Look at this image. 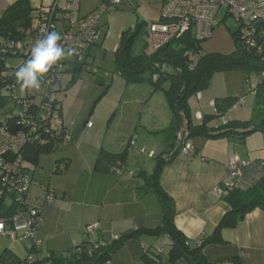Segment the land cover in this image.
Listing matches in <instances>:
<instances>
[{
  "label": "crops",
  "instance_id": "0c3cea01",
  "mask_svg": "<svg viewBox=\"0 0 264 264\" xmlns=\"http://www.w3.org/2000/svg\"><path fill=\"white\" fill-rule=\"evenodd\" d=\"M16 1L18 0H0V17L5 9ZM53 1L30 0L35 10ZM99 2L100 0H97V4L87 5L80 0L81 15L94 11ZM63 5L64 0H61L60 6ZM104 25L100 20L102 31L109 30L105 29ZM104 42L87 48V61L94 53L93 50L102 48ZM119 43L120 38L116 50ZM87 76L90 79L89 83L95 85L90 90L85 87L84 91H81V96H75L72 106L69 105L68 92L65 99L62 97L63 117L70 125L72 138L68 142H60L55 153L59 155L58 159H64L67 173L72 170L74 151V156L78 154L83 162L76 175L77 186L73 191V200L57 198L52 202H46L44 199L35 203V206L42 209L43 215V222L38 230L42 243L32 254L33 257L43 259L38 264H52L44 260L51 252L60 253L82 244L87 239L84 231L89 224L99 225L97 235L90 237L89 240L110 242L114 236H120L128 231L156 228L162 221L161 204L153 193L143 192L141 187L144 180L140 173L142 171L151 173L155 168L156 157L166 149L162 131L172 121V107L166 97L155 105L153 103L156 100L155 93L160 90L154 89L148 98L147 107L140 106L143 102H138L134 104L135 110L132 107L133 112L129 113L130 102L123 104L129 88L135 84L153 86L152 84L130 83L120 75L110 81L103 75ZM259 81L260 76H256L253 92ZM106 83L110 84L107 86ZM117 85L121 89L118 91L119 94L115 92L113 95ZM254 96L256 97L255 92ZM203 99L204 94L201 92V99L196 98V101L201 102ZM118 116L121 118L120 122L116 121ZM89 120L93 122L92 127L87 126ZM216 124L217 122H213L211 126ZM138 128L143 131L138 133ZM134 136L136 146L130 149V141ZM191 143L195 147V154L190 157L179 155L165 165L160 183L174 200L176 227L187 239L194 241L203 235L208 237L214 234L216 227L231 210L229 203L213 192V189L224 188L225 183L230 180L229 161L232 155L238 154L242 160L249 162L239 170L241 186L252 187L259 181H264V167L259 165V161L264 159V128L246 135L234 134L212 138L195 136ZM101 149L113 153L128 150L127 160L120 166L122 174L95 170ZM141 149H145V153L148 150L152 153L148 158L155 160V163L151 164V172L146 168L147 160L139 162L138 155L145 154H140ZM65 166L61 165V168ZM66 195L68 194L65 193ZM221 238L223 240L221 243L207 244L204 248V253L211 263L264 264V210L255 208L235 227L223 228ZM171 246L172 239L168 235H140L128 240L113 253L111 264H169ZM31 248V244L28 243L26 254ZM26 254L17 255L24 258ZM173 264L190 263L185 259H179Z\"/></svg>",
  "mask_w": 264,
  "mask_h": 264
},
{
  "label": "trees",
  "instance_id": "16d2710c",
  "mask_svg": "<svg viewBox=\"0 0 264 264\" xmlns=\"http://www.w3.org/2000/svg\"><path fill=\"white\" fill-rule=\"evenodd\" d=\"M34 12L35 9L31 6L30 0H18L7 7L0 17V39H22L30 36L32 34ZM257 25L258 32L255 34V37L259 43H263L264 21ZM98 26L99 30L103 32L100 27V22ZM141 27L142 25L139 24L134 29L125 30L121 33L120 43L115 52L114 63L117 75L122 76L127 82L150 83L154 86L155 91H164L165 97L173 109L172 121L170 125L162 131L166 140V149L156 157L155 168L151 173H147L146 171L140 173L144 180V185L141 187L143 192L153 193L161 204V224L156 228H141L128 231L121 234L118 239H112L110 242L86 239L82 244L67 251L60 253L51 252L44 260H48L52 264H106L108 261L109 264H111V256L113 253L119 250L128 240L144 234L152 236H170L172 239V246L169 251V264H173L179 259H185L190 264H213L207 259L204 253L205 246L211 243H221L223 241L221 238L222 229L226 227H235L251 210L255 208L264 210V181H259L252 187H243L239 182V177L237 180L233 178V186L222 196L231 206V210L216 227L214 234L208 237L203 235L191 241L176 227V208L174 200L167 194L160 183L161 174L165 165L171 163L180 155L178 132L185 121H187L189 130L187 140L190 142L195 136L212 138L234 134L246 135L264 128V51L259 52L255 47L248 48L240 40L239 31L236 29L231 32L235 49L228 54L207 53L203 51L202 44L205 41H196L190 33H186L181 38L170 42L154 55L147 56L144 51L136 55L133 49L141 32ZM105 31L106 30H104V32ZM101 41L106 40L102 37L95 44ZM84 62V65L88 63L87 60H84ZM73 64V77L69 81L71 83L75 82L84 70H87L88 73L94 74L95 76L103 75V77L109 81L114 78V76H111L109 73H102L93 63L85 67L83 63L80 62ZM90 66L93 68L95 67L97 71L94 72L89 69ZM65 69L62 73L65 72ZM3 70L4 67H0V92L2 86L6 82L2 76ZM216 70H240L245 74L246 79L252 74L260 76V81L254 89L256 97L253 105L252 118L246 121L227 119L225 124L222 123L221 118L226 117V113L234 108V105L240 100L238 97L231 96L215 99L217 113L213 110L212 114H202V118L199 119L200 123L195 124L193 122L190 112V99L209 86L212 75ZM156 76L158 80H154ZM59 82H61L64 87L63 74ZM165 83L168 84L167 87L163 86ZM109 84L110 83H106L107 86ZM69 86V84L66 85L64 89H68ZM58 100L60 104L59 110L63 116L62 99L59 97V94ZM216 118L219 119V122L211 126V122ZM69 126L68 124V131L72 138ZM65 130L67 129L65 128ZM71 138L68 141H70ZM64 140L65 137L60 134L49 139L44 145H39L38 143L29 144V146L25 148L23 152L25 166L23 169L27 171L31 177V187L35 177L28 166V161L38 164L41 153L49 151L54 152L57 145L60 142H65ZM127 157L128 150L122 153H113L106 149H101L95 164V170L97 172L113 171L118 173V171L121 170L120 166H123ZM63 160L64 159H56L55 172H63L64 168H66V164H64L65 162ZM61 165L65 167L60 168ZM48 193H53V196L56 195V192L50 188H48L47 194ZM17 198V196L10 192L2 199V202H6L7 207L13 205L9 210L7 209L9 212L13 210L12 208H15ZM22 205L39 207L29 202V194L27 201L21 203V206ZM1 210H3L2 206H0V211ZM7 210L4 207L0 216L6 217L8 215ZM15 211L16 209L13 210L14 213ZM35 252L36 251L30 250L24 258H21L11 249H5L0 255V264H38L42 262L43 259L40 260L33 257L32 254Z\"/></svg>",
  "mask_w": 264,
  "mask_h": 264
},
{
  "label": "built area",
  "instance_id": "2783aa9c",
  "mask_svg": "<svg viewBox=\"0 0 264 264\" xmlns=\"http://www.w3.org/2000/svg\"><path fill=\"white\" fill-rule=\"evenodd\" d=\"M126 0H101L99 6L92 12L81 15L80 0H54L49 5L39 6L32 20V34L22 39H0V67H4L2 76L5 84L0 92V206L9 210L2 199L12 192L18 198L15 204V213L7 212V216H0V236L8 237L13 242L30 243L31 250L36 251L41 246L38 230L43 222L42 209L40 207L21 206L27 201L31 187V177L23 168V152L29 144L44 145L49 139L62 134L67 142L71 136L68 131V123L60 113L58 94L64 90L61 82L62 72L69 63H79L86 60V50L103 37L107 40L110 32L106 30L101 36L99 22L102 15L113 11ZM132 3V0H128ZM227 9V15L238 23L240 40L248 48H257L264 51V42L259 43L255 34L258 32V23L264 21V0H164L160 19L156 22H148V30L145 36L144 53L147 56L154 55L170 42L190 33L196 41L210 39L217 28L216 17L222 8ZM51 31L61 34L59 42L70 56L54 65L41 81L39 89L25 90L21 92L16 81L15 73L19 67L30 59L31 49L39 39ZM264 34V32H263ZM18 59L13 64L11 60ZM96 72L97 69L89 67ZM154 80H158L156 76ZM197 99H201V93H197ZM211 107L217 113L215 101ZM242 105L240 99L234 108ZM202 113H198V119ZM226 123V117L221 118ZM88 127L93 126L91 120ZM187 121L184 122L178 132L180 141V155L195 154L193 144L187 140L189 130ZM65 128L67 130H65ZM65 131V132H64ZM136 137L130 141V147L135 148ZM142 153L145 149L140 150ZM152 156V153H150ZM238 154L232 155L229 161L231 178L225 183L224 188L215 187L213 192L219 196L225 195L233 186V178L239 177L241 166L248 164ZM264 167V159L259 161ZM122 174V170L118 171ZM53 193H48L47 202H52ZM1 210L0 213L3 211ZM99 225L89 224L84 231L85 238L89 239L97 235ZM114 236L113 239H118ZM109 264V261L106 263Z\"/></svg>",
  "mask_w": 264,
  "mask_h": 264
},
{
  "label": "rangeland",
  "instance_id": "374dc122",
  "mask_svg": "<svg viewBox=\"0 0 264 264\" xmlns=\"http://www.w3.org/2000/svg\"><path fill=\"white\" fill-rule=\"evenodd\" d=\"M81 1L83 3L85 2L87 5L97 4V0ZM163 1L164 0H132L131 3L126 0L118 7V9L102 15L101 24H105L104 28L109 29L111 37L104 42L102 48L93 50L94 53H92L91 57H89L87 64L84 65L86 61H81L80 63H83V66L85 67L86 65L93 62L94 66H96V68L98 67L102 73H109L111 76L113 75L114 78L117 79L118 75L115 72L116 69L114 61L116 46L121 33L125 30L134 29L139 24L142 25L141 32L133 49L136 55L141 54L144 51L148 22H156L160 19ZM216 19L217 21L221 19L224 21L218 23L212 37L202 44L204 51L207 53L225 54L233 52L235 45L231 36V32L232 30L237 29L238 23L235 22L230 15H227V9L224 7L220 10ZM103 33L104 31L101 32V36H103ZM11 62L15 64L18 63L19 60L14 59L11 60ZM73 66V63H69L66 66L65 72L63 73L64 87L69 84V89L67 91L63 90L59 93V97L61 99L62 97L65 99V94L67 92L69 93L68 101L70 106H72L73 102L75 101L74 97L78 95L81 96V91L83 92L85 87L87 90H90L93 88V85H95L89 83L90 79L87 75L91 73H88L87 70H84L82 73H87L85 75L81 73L82 75L80 74L75 82H69L73 77ZM256 76L257 74H252L248 79H246L245 74L240 70H216L212 75L209 86L201 91L204 94V99L201 102H198V100L196 101V96H193L190 99V112L193 122L195 124L199 122L198 113L200 111L202 114L213 113V108L210 105L211 100L231 96L240 98L242 100V105L232 108L226 113L228 120H245L252 118L253 105L255 102V96L252 87L256 83ZM118 79H120V77H118ZM167 85L168 84L165 83L163 86L167 87ZM120 89L121 87L118 85L115 86L113 95H115V92H118ZM154 89L155 88L153 86H148L145 84H135L134 86H131V88H129V90L126 92V96L123 100V104L127 101L130 102L128 104V106H131L130 109L128 108L129 113L135 110L134 107L138 102H143V104L140 106L144 105L147 107L149 104L148 98L152 95ZM117 94H119V92ZM155 96L156 100L153 102L155 105H158L161 100L165 99V93L162 90L155 93ZM207 97H212V99ZM120 120L121 118L118 116L116 121L120 122ZM213 122H219V119H214L211 124ZM141 131L143 130L138 128V133H141ZM57 148L58 147L55 148V151L58 150ZM55 151L41 153L38 164L28 161V166L35 177L34 183L32 184L29 193V202L32 205H36L35 203L43 201L46 198L48 188L56 191L57 195H54L55 200L57 198L73 200V191L77 186L76 175L79 173L83 161L80 159L78 154L74 156V151L72 153L74 162L72 164L71 172L67 173L68 169L65 168L63 172H55V160L60 158L59 155L55 153ZM144 155H138L139 162L147 160L146 168L150 170L151 164L155 163V160L148 159L150 157L149 150ZM65 193L68 195L65 196ZM27 245L28 243L23 244L19 242H13L8 237L0 236V255L5 249H11L12 251H15V253L23 256L27 253Z\"/></svg>",
  "mask_w": 264,
  "mask_h": 264
},
{
  "label": "clouds",
  "instance_id": "9594fccd",
  "mask_svg": "<svg viewBox=\"0 0 264 264\" xmlns=\"http://www.w3.org/2000/svg\"><path fill=\"white\" fill-rule=\"evenodd\" d=\"M61 40L60 33L51 31L32 47L30 59L15 73L21 92L39 89L41 81L52 70L53 66L72 54L65 51L59 43Z\"/></svg>",
  "mask_w": 264,
  "mask_h": 264
}]
</instances>
